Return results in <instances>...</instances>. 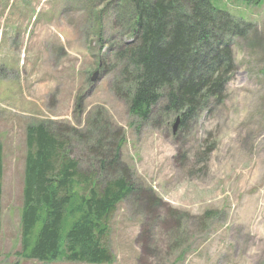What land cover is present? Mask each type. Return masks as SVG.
I'll return each mask as SVG.
<instances>
[{"label": "rangeland", "instance_id": "1", "mask_svg": "<svg viewBox=\"0 0 264 264\" xmlns=\"http://www.w3.org/2000/svg\"><path fill=\"white\" fill-rule=\"evenodd\" d=\"M111 4L0 0V264H83L19 256L25 130L62 125L93 140L97 112L110 143L123 135L121 162L140 192L111 217V264H264V0H211L254 30L231 43L235 71L221 101L175 130L160 106L137 128L111 90L114 45L129 39L125 11ZM73 150L85 170L92 157L81 142Z\"/></svg>", "mask_w": 264, "mask_h": 264}, {"label": "trees", "instance_id": "2", "mask_svg": "<svg viewBox=\"0 0 264 264\" xmlns=\"http://www.w3.org/2000/svg\"><path fill=\"white\" fill-rule=\"evenodd\" d=\"M241 1L254 5L261 0ZM113 4L125 11L129 39L118 42L117 34L111 56L115 71L109 85L137 128L149 122L158 106L167 120L176 116L185 125L221 101L235 71L231 43L245 39L254 30L252 24L217 10L211 0H112ZM123 15L119 10L113 15L116 25ZM118 31L122 33V26ZM102 66L98 61L97 68ZM80 109L78 103L76 110ZM100 117L97 112L95 122H87L97 135L88 141L82 133L62 125L26 127L22 259L83 264L114 261L107 246L111 217L118 204L140 192L131 171L121 162L123 135L117 134L116 143H110L107 123L101 124ZM77 142L92 157L85 170L74 155ZM2 174L0 144V201ZM147 197L144 201L150 206L154 201Z\"/></svg>", "mask_w": 264, "mask_h": 264}, {"label": "water", "instance_id": "3", "mask_svg": "<svg viewBox=\"0 0 264 264\" xmlns=\"http://www.w3.org/2000/svg\"><path fill=\"white\" fill-rule=\"evenodd\" d=\"M95 77H96V73H94V74L92 75L90 81H91V82H95ZM175 122H176V123H175V125H174V130H175L176 125L179 124V119H176Z\"/></svg>", "mask_w": 264, "mask_h": 264}]
</instances>
